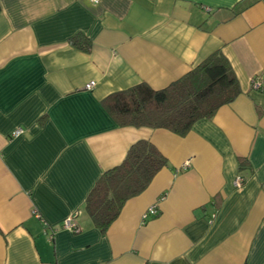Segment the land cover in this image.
<instances>
[{
  "label": "crops",
  "instance_id": "0c3cea01",
  "mask_svg": "<svg viewBox=\"0 0 264 264\" xmlns=\"http://www.w3.org/2000/svg\"><path fill=\"white\" fill-rule=\"evenodd\" d=\"M217 51L240 94L186 136L104 109ZM138 140L166 165L100 234L85 201ZM0 230V264H264V0H0Z\"/></svg>",
  "mask_w": 264,
  "mask_h": 264
},
{
  "label": "trees",
  "instance_id": "16d2710c",
  "mask_svg": "<svg viewBox=\"0 0 264 264\" xmlns=\"http://www.w3.org/2000/svg\"><path fill=\"white\" fill-rule=\"evenodd\" d=\"M70 44L86 53L91 49L83 35L71 38ZM239 94L228 60L217 51L164 89L140 84L107 97L103 106L120 128L163 129L184 137L196 122L212 118ZM165 165V158L150 141L133 143L121 164L102 174L85 201L94 228L105 234L126 203L140 195Z\"/></svg>",
  "mask_w": 264,
  "mask_h": 264
},
{
  "label": "built area",
  "instance_id": "2783aa9c",
  "mask_svg": "<svg viewBox=\"0 0 264 264\" xmlns=\"http://www.w3.org/2000/svg\"><path fill=\"white\" fill-rule=\"evenodd\" d=\"M97 0H94V2H96ZM94 86V82H90L87 86H86V89L87 90H90L92 87ZM261 85L260 83L258 82H253V88L254 89H260ZM22 134V130L19 129V130H16L12 136L13 137H18ZM243 184V179L241 177H237L235 182H234V187L236 188H240ZM147 214L149 215H152V216H155L157 214V209H156V206H153L151 208L148 209L147 213L144 215V218H146ZM64 227L71 230V231H74V232H77V226L70 220L68 219L65 223H64Z\"/></svg>",
  "mask_w": 264,
  "mask_h": 264
}]
</instances>
